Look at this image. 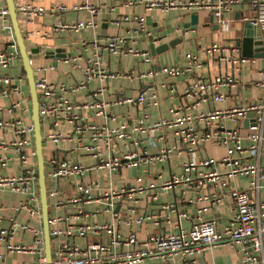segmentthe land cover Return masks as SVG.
I'll list each match as a JSON object with an SVG mask.
<instances>
[{"label":"built area","instance_id":"2783aa9c","mask_svg":"<svg viewBox=\"0 0 264 264\" xmlns=\"http://www.w3.org/2000/svg\"><path fill=\"white\" fill-rule=\"evenodd\" d=\"M233 0H200L184 2L180 0H128L126 5L141 3L145 10L159 9L169 11L182 7L184 9H209L214 17V23L220 31L230 29L231 20L223 16L230 9ZM18 16L27 18L28 21L44 13V7H34L25 3L24 0H14ZM252 16L245 18L253 25L260 28L264 38V0H250ZM74 10H87L95 13L97 9L87 3L74 5ZM50 12L65 10L64 7L49 9ZM0 18L2 29L11 30L8 9L0 0ZM127 20V17L123 18ZM135 33L137 35H150L146 28L144 17H135ZM96 23L90 20H80L73 23H58L52 31H74L84 30L86 27H94ZM84 50L91 47V53L86 57L83 66H80L82 78L70 87L71 91H77L85 87L92 79H97L99 87L93 92V96L101 94L105 89V82L108 78L132 77L133 70L127 72H112L105 66L104 53L110 55L132 54L142 57L143 61L149 64L144 72H138L139 78L154 77L160 73L167 75H178L184 70L179 66H164L156 70L152 66V57L149 52L141 51L130 46L127 38L122 34L95 37L90 42L81 43ZM40 47V46H39ZM42 49V48H41ZM41 49L38 52L41 53ZM235 48L218 49L213 45L209 52L219 51L217 61L219 64L227 63L232 67V72L227 74L220 71L214 77H206L203 73L197 72L192 81L185 87L186 97H193L195 101L189 106L194 107L201 101L211 99L213 102H221L225 99V87H232L244 84L235 74L240 70L242 64L249 61L241 54H236ZM237 51L239 49L237 48ZM19 57L18 47L15 39L8 48L0 53V67L5 69L9 66L12 58ZM58 62L71 63L75 57H59ZM188 66L185 70L192 69L199 71L201 62L197 55H187ZM32 64V57H31ZM73 66V65H71ZM33 67V66H32ZM53 68L52 65L45 66L38 64L33 67L37 72L35 76V89L38 100V115L40 118L41 133L43 141L47 140L53 145L60 141L75 140L76 145L73 152L76 157L79 155L88 156L95 161L94 166H85L78 160L70 162L60 160L57 156H50L46 162V179L52 181L56 187L49 191L54 198L53 208L55 210L71 206L69 212L63 215H50L49 236L51 260L50 264H142L147 257H155L161 260L160 264H175L176 261H186L201 255L205 250L220 243L223 239L230 240L241 250L240 264H264V98L262 101L247 104L233 105L221 109L210 108L207 111H200L192 115H182L174 120L159 118L151 123H145L147 114L137 119L134 126L122 123L112 127L109 120L112 116H106L104 124H97L87 121V115L82 110L85 108L94 110L96 115L105 116V107L108 105L103 100H93L80 105L76 101L68 99L64 92L67 89L66 83L50 82L46 77V71ZM6 85L2 90L3 94L18 93L19 88L12 83V78L4 74L0 77ZM264 91V69L261 71L260 79L254 83ZM118 104L130 105H157V94L146 95L145 91L140 92L136 97H118ZM19 102L12 104L16 108ZM30 109V107H29ZM254 112V125L246 135H241L237 127L228 128L225 121L233 124L246 117L247 113ZM201 124L202 131L196 126ZM65 125H71V130H66ZM183 126L175 130L174 143L158 148L156 152L147 153L142 151L139 139L134 133H145L149 131H161L163 128ZM0 128L11 129L17 138L9 143L2 144V150L12 149L17 153V159L23 166L20 176H4L0 174V190L10 188L13 191L22 193L25 199L18 205V209L27 211L29 219H35L37 224H30L29 220L18 224L14 221L9 226L0 228V242L6 253L29 254L32 260L29 263L12 264H48L44 253L43 232L41 229L40 202L36 177V164L31 162L34 157V139L32 122L22 124L20 120H0ZM116 138L128 141L127 151L122 156L114 155L112 149ZM163 138V132L158 139ZM248 141L244 144L243 141ZM206 142H213L222 145L226 149L225 155L214 160L210 157L201 156L197 162L186 161L182 164V172L173 174L161 182L163 189L174 187L180 182L186 187L194 184L196 189L207 188L212 184L219 187L223 192L221 196L227 195L234 204V213L228 222L220 229L215 219L198 218L189 229L180 226V219L188 218L186 211L176 212L178 216L179 229L176 232L152 234L143 240L137 239L136 233L130 230L124 235L119 232L120 223L126 225L141 224L149 218L148 215H136L133 206L127 207L131 216L121 220L117 206L120 199L137 202L141 195H148V186L141 184V178L136 177V184L115 188L112 182V174L120 168H130L140 164H163L169 162L171 157L180 153V144H184L188 151H198ZM8 157H1L0 162L6 163ZM201 166H222L227 167L221 173L216 169L209 172L198 170ZM96 170L97 179L90 183L82 180L74 183V192L66 200L58 197V180L64 177L79 175L82 177L87 171ZM195 172L194 177L187 175L188 172ZM161 175L158 174V177ZM237 176L249 177L247 188L241 189L233 185L227 188L229 182ZM227 188V189H226ZM48 193V192H47ZM219 194L211 192L205 195L213 203L219 201ZM101 204V208L88 209L87 204ZM162 209L167 211L165 218L168 221L175 207L171 203L162 204ZM102 214L107 218L102 222H93L96 214ZM18 231L22 232L20 242H16ZM31 237L30 241L23 238V234ZM90 235H96V241L87 242L85 245L78 244L76 239H85ZM25 240V241H24ZM126 246L123 250L122 247ZM120 247V248H119ZM119 248L120 250H118ZM3 254L0 253V257Z\"/></svg>","mask_w":264,"mask_h":264},{"label":"crops","instance_id":"0c3cea01","mask_svg":"<svg viewBox=\"0 0 264 264\" xmlns=\"http://www.w3.org/2000/svg\"><path fill=\"white\" fill-rule=\"evenodd\" d=\"M25 3L34 7H44L46 11L40 15L34 16L31 21L27 18L19 16V24L21 32L24 36L27 47L40 46L41 53L32 55V66L38 64L45 66L52 65L53 68L46 71V77L50 82L66 83L67 89L65 96L76 101L80 105L89 103L93 100H103L108 103L105 107V116L96 115L94 110L85 108L82 110L87 115V121L97 124L106 123L107 117L112 116L109 125L116 127L122 123L134 126L138 118H145V123H151L159 118L174 120L178 116L192 115L200 111H207L210 108L221 109L233 105L247 104L254 101L260 102L264 98V91L257 87L254 83L260 79L261 71L264 69L263 58H248L249 61L242 64L240 70L235 74L239 77L244 86L239 85L225 87V99L221 102H213L211 99L201 101L194 107L189 106L195 99L186 97L184 94L185 87L192 81L197 72L203 73L206 77H214L220 71L223 73H231L232 67L227 63L219 64L217 61L219 51L209 52V49L215 45L218 49L235 48L236 54H240L237 43L240 39V26L245 18L252 16L249 2L250 0H233L230 9L223 16L231 20L230 29L228 31H220L218 26L210 21L209 9H184L178 7L169 11H161L159 9L145 10L141 3L135 5H126L128 0H24ZM130 1V0H129ZM135 1V0H133ZM138 1V0H136ZM184 2L200 1V0H180ZM84 3L94 6L97 11L90 13L87 10H74V5H83ZM1 4H5V0H1ZM6 5V4H5ZM64 7L65 10H56L50 12L49 9ZM197 14V26L195 28L188 27L191 14ZM144 17L147 31L150 35H137L135 33L136 23L135 17ZM127 17V20L123 18ZM92 19L96 25L94 27H86L78 32L74 31H52L54 25L58 23H73L76 21H86ZM11 25V24H10ZM2 19L0 18V53L5 51L10 42L14 40V34L9 29H2ZM185 27V28H184ZM122 34L127 38L130 46L141 51L150 53L149 36H152L155 46L174 42L173 46H168L161 53L151 54L152 66L159 70L164 66L177 65L184 70L178 75H167L160 73L154 77L139 78L138 72H144L149 68V64L143 61L142 57L132 54L110 55L104 53L105 66L112 72H127L133 70L132 77H114L108 78L105 82V89L101 94L94 97L93 92L99 87L100 83L97 79H92L85 87L77 91H71L70 87L82 78L80 66H83L86 57L91 53V47L88 50L82 48L83 41L90 42L95 37H103L107 35ZM179 39V40H178ZM59 49L61 54L66 57H75V61L71 63L58 62L56 59L45 56L44 49ZM237 48L239 51H237ZM195 54L201 62L199 71L188 69L187 55ZM73 65V66H71ZM4 74L9 75L19 88L18 93L3 94L2 90L8 85L0 79V120L11 121L20 120L22 124L31 123V105L29 88L24 77L22 62L19 57L12 58L7 68L0 67V77ZM37 76V72H34ZM10 86V85H9ZM8 86V88H9ZM145 91L146 95L152 93L157 94V105H130L118 104V97H136L140 92ZM19 102L16 108L12 104ZM30 107V109H29ZM254 118V117H253ZM242 118L238 124L225 121L228 128L237 127L241 135H246L251 131L254 121L249 118ZM183 126L166 127L161 131H149L145 133H134V137L139 139L140 149L147 153H153L160 147L171 145L174 143V131ZM66 130H71V125H65ZM198 131L203 130V126H196ZM163 132V138L158 139L160 133ZM14 132L9 129L0 128V158L8 157L9 159L2 165L0 162V174L4 176H20L23 166L17 159V153L12 149L2 150L3 143H9L17 138ZM128 141L122 138H116L113 142V153L116 156H122L127 151ZM244 144L248 141L244 140ZM76 145L75 140L60 141L57 145L51 144L49 141H43V156L47 162L50 156H57L60 160L65 159L70 162L77 160L85 166H94L95 161L88 156L79 155L73 152ZM180 153L171 157L169 162L163 164H140L130 168H120L112 174V182L115 188L119 189L123 186H133L136 184V177L141 178V184L148 186L153 184L154 187L148 190V195H141L137 198V202L132 200L119 199L116 208L119 211L121 220L128 219L131 214L127 207L133 206L136 215H148L149 218L141 224L126 225L120 223L118 226L121 234H128L130 230L135 231L137 239L143 240L152 234H168L176 232L179 229L178 216L176 212L186 211L188 218L180 219V226L183 229H189L190 226L198 220L215 219L220 229L225 226L228 219L234 213V204L227 195H222L219 187L210 184L207 188L196 189L192 183L186 187L185 183L180 182L172 188L163 189L161 182L169 178L173 174L182 172V164L188 160L197 162L201 156L210 157L214 160L221 159L226 149L224 146L213 142H206L198 151H188L184 144H180ZM31 162L36 164V159L32 158ZM264 163V157L262 158ZM47 167V166H46ZM216 169L223 173L227 167L222 166H201L197 169L209 172ZM97 171H87L82 177L73 175L70 177L60 178L58 180V197L66 200L71 197L74 192V183L82 180L84 183H90L97 179ZM158 174L161 176L158 177ZM195 172H188L187 175L194 177ZM249 177L237 176L229 182L227 188L233 185L238 188L245 189L249 184ZM47 181V179H46ZM47 197L50 204V215H63L69 212L71 206L65 209L53 208L54 198L49 195V191L56 185L52 181H47ZM226 188V189H227ZM214 192L219 194V201L213 203L205 195ZM25 199V196L10 188L0 190V228L9 226L12 221L22 224L29 220L30 224H37L35 219H29L27 211L18 209V205ZM171 203L175 207V211L171 213L170 219L167 221L162 204ZM88 209L101 208V204H87ZM107 217L98 213L93 217V222H102ZM22 232L18 231L15 241L20 242ZM26 241H30L31 237L26 233L23 234ZM96 235H90L85 239H76V242L85 245L87 242L96 241ZM24 240V241H25ZM120 248V247H119ZM117 248L118 250H120ZM123 250L126 246L122 247ZM0 264L12 263H29L32 256L29 254L6 253L4 246L0 242ZM241 250L239 246L234 245L230 240L223 239L220 243L205 250L201 255L186 261L178 260L175 264H237L240 263ZM161 260L155 257L145 258L142 264H160Z\"/></svg>","mask_w":264,"mask_h":264},{"label":"water","instance_id":"95a60500","mask_svg":"<svg viewBox=\"0 0 264 264\" xmlns=\"http://www.w3.org/2000/svg\"><path fill=\"white\" fill-rule=\"evenodd\" d=\"M6 7L8 9L9 19L14 34L15 42L18 47L19 56L22 62V68L24 71V77L27 81L30 96L31 105V122L33 125V139H34V157L36 159V177L37 186L40 202V214H41V229L43 232L44 240V253L46 261L50 264L51 260V249H50V236H49V218H50V204L47 197V181H46V161L43 156V136L41 133L40 118L38 115V100L37 93L35 89V76L33 67L31 64V57L40 51L41 47H27L25 43L24 36L21 32L19 24V16L15 8L14 0H5ZM210 21L213 20V15L210 12ZM198 15L191 14L190 21L186 28H195L197 26ZM218 26L216 23H214ZM184 27V28H185ZM240 39L237 43V47L240 49V54L246 58H263L264 57V38L262 36L261 30L258 26L253 25L249 20H244L241 23L240 29ZM151 43L149 44V50L151 54L161 53L168 48V46H173L175 43L170 42L168 44H161L155 46L153 43L152 36H149ZM179 40V39H178ZM45 56L57 59L59 57H64L59 49L46 48ZM254 112L250 111L246 115L245 123L249 118L253 120ZM240 264V263H237Z\"/></svg>","mask_w":264,"mask_h":264},{"label":"trees","instance_id":"16d2710c","mask_svg":"<svg viewBox=\"0 0 264 264\" xmlns=\"http://www.w3.org/2000/svg\"><path fill=\"white\" fill-rule=\"evenodd\" d=\"M24 72V71H23Z\"/></svg>","mask_w":264,"mask_h":264}]
</instances>
